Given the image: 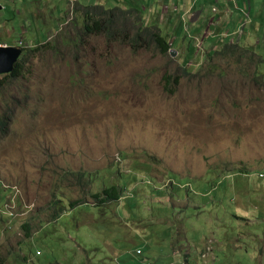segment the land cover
<instances>
[{"label": "rangeland", "instance_id": "1", "mask_svg": "<svg viewBox=\"0 0 264 264\" xmlns=\"http://www.w3.org/2000/svg\"><path fill=\"white\" fill-rule=\"evenodd\" d=\"M100 1L0 0V42L29 52L19 75L0 74V117L14 110L0 179L20 187L33 231L2 238L0 264H21L31 243L44 258L28 264H139L138 247L162 264H264V0H105L170 42L186 24L192 41L167 56L81 36ZM227 39L235 55L221 54ZM166 71L181 76L173 94ZM112 184L128 198L88 197ZM10 194L0 182V204Z\"/></svg>", "mask_w": 264, "mask_h": 264}, {"label": "trees", "instance_id": "2", "mask_svg": "<svg viewBox=\"0 0 264 264\" xmlns=\"http://www.w3.org/2000/svg\"><path fill=\"white\" fill-rule=\"evenodd\" d=\"M217 0L216 2H218ZM206 2V0H195L194 1V7L202 6V3ZM214 2V1H209ZM245 2V0H244ZM221 4V2H220ZM104 4H98L96 6H93L92 8H87L85 6L84 9V25L81 27V36L89 37L93 34L96 35H105L108 39L112 41H120L122 43H126L129 45V47L134 52H141V51H152L155 53H158L162 56H167L168 54H171V50H175V48L179 44V40H188L192 41L191 35L187 33V26L186 24H183L182 22L180 25L175 29V36L176 38L170 42L168 35L163 34L162 30L157 27L156 25H148L145 21L144 16H141L142 19L138 17H134L135 11L141 12L139 9L131 8L126 9V7H122L120 5H115L112 8L108 7ZM143 10V9H142ZM142 14V13H141ZM222 35L218 34L217 36H211L209 39L211 42H218L217 37ZM229 40L227 39L226 42L223 45V49L221 51V54H228L234 52H237V46L234 43H229ZM22 48H25L22 46ZM39 49V48H35ZM25 49H23L24 51ZM33 50V49H32ZM21 59L16 64L15 69L13 72L9 73V76H6L5 78L11 77V76H17L19 75L23 68L24 63L26 61L25 56H29V52L27 51L26 55L25 53H22ZM192 60L191 55H187L185 60L183 61L184 65H187ZM186 73L183 71V74ZM259 75H257L258 77ZM181 80V76L178 74L170 73L166 71L163 75V87L167 94H173L179 85ZM14 116V110L11 108L9 110H6V112L3 114L2 117H0V143L3 140V138L6 136L8 132V128L11 125L12 118ZM78 175V181L86 187V185L89 184L87 182L86 177L83 173H79ZM89 196V191H88ZM124 194L123 188H121L117 184H112L111 186H107L104 188V190L100 193L92 194V198L96 200V206H100V204H107L109 202L119 201ZM60 201V202H59ZM54 205L56 208L54 212L51 214V219H57L65 211V206L62 203L63 200H59ZM89 201L85 199H80L78 201L72 200L70 202V205L73 209H77L79 207L85 206L88 204ZM23 228L25 230V235L28 238H31L33 235L32 231V223L30 221H26L23 225ZM8 235V233L6 234ZM10 235H8L9 237ZM7 237V238H8ZM2 239V236L0 234V240ZM40 246L36 245L34 243L29 244L27 247V253L26 255L21 257V264H28L30 257L37 256L38 259L44 258L42 255L43 252L38 253L40 249H38ZM43 251V250H42ZM186 255L184 254L183 257ZM179 264L180 259L172 262L171 264ZM1 264H6V260L1 261Z\"/></svg>", "mask_w": 264, "mask_h": 264}, {"label": "clouds", "instance_id": "3", "mask_svg": "<svg viewBox=\"0 0 264 264\" xmlns=\"http://www.w3.org/2000/svg\"><path fill=\"white\" fill-rule=\"evenodd\" d=\"M20 42L22 43V41H20ZM0 45L9 46L7 44H2V43H0ZM171 52H172V50H171ZM263 175L264 174L261 173L260 177L263 176ZM173 180L174 179H167V180H164V181H160V182L163 183V185H162L163 189L162 190L167 189L171 185ZM147 181L156 182V181H152V180H147ZM0 182L5 187L6 190H10L11 191V194L9 195V198H7L4 203L0 204V234H1L2 238H5L9 234L13 233L16 229H17L16 230L17 232L20 231L19 230V227H20L19 225L22 224V218L24 217V215L26 213V210H25V208L20 209L19 206H18V198H19L20 193H21L20 187L18 185H10V184H8L7 182H5L2 179H0ZM123 190H124V194H125V189L123 188ZM92 194H95V192L89 191V196L88 197L92 198L91 197ZM124 194H123V197L120 200L128 198L129 195L124 196ZM94 201H95V204H96V200L95 199H94ZM27 207H28V205H27ZM27 221H30L32 223V221L29 220V219ZM24 223L22 224V227H21L22 232H25V230L23 228ZM7 233H8V235H6ZM137 249H142V251H143V254L138 258L139 264H146L147 261H153V262H156L158 264H162L158 260H154V259L148 258L146 256V251H145L144 248L138 247ZM39 251L43 252L41 249ZM39 251H38V253H41ZM175 264H177V263H175ZM179 264H189L188 256L186 255L185 257H183L182 261Z\"/></svg>", "mask_w": 264, "mask_h": 264}, {"label": "water", "instance_id": "4", "mask_svg": "<svg viewBox=\"0 0 264 264\" xmlns=\"http://www.w3.org/2000/svg\"><path fill=\"white\" fill-rule=\"evenodd\" d=\"M23 48L16 45H0V74L11 73L23 55Z\"/></svg>", "mask_w": 264, "mask_h": 264}, {"label": "crops", "instance_id": "5", "mask_svg": "<svg viewBox=\"0 0 264 264\" xmlns=\"http://www.w3.org/2000/svg\"><path fill=\"white\" fill-rule=\"evenodd\" d=\"M234 2H235V0H234ZM100 3L106 5V1H105V0H101ZM1 6H2V5L0 4V9L3 7V6H2V7H1ZM22 8L24 9L25 12H27V4H26V6H23V5H22ZM34 8H35V9H39V8L36 7V6H34ZM20 41H22V38H19L18 42H20ZM25 42H27V41L25 40ZM36 42H37V41H33V42L30 41L29 44H30V43H36ZM0 43H2V44H9V43H5V42H0ZM181 261H182V259H180V262H181Z\"/></svg>", "mask_w": 264, "mask_h": 264}, {"label": "built area", "instance_id": "6", "mask_svg": "<svg viewBox=\"0 0 264 264\" xmlns=\"http://www.w3.org/2000/svg\"><path fill=\"white\" fill-rule=\"evenodd\" d=\"M21 43V42H20ZM142 250V249H141ZM41 252V251H39ZM143 254V251H141V254L139 255V257ZM146 264H158L156 262H153V261H147Z\"/></svg>", "mask_w": 264, "mask_h": 264}, {"label": "bare ground", "instance_id": "7", "mask_svg": "<svg viewBox=\"0 0 264 264\" xmlns=\"http://www.w3.org/2000/svg\"><path fill=\"white\" fill-rule=\"evenodd\" d=\"M141 249H137L136 254L139 256L141 254Z\"/></svg>", "mask_w": 264, "mask_h": 264}]
</instances>
